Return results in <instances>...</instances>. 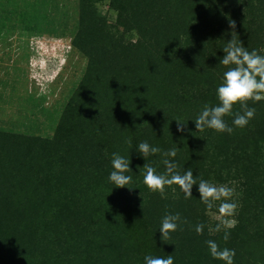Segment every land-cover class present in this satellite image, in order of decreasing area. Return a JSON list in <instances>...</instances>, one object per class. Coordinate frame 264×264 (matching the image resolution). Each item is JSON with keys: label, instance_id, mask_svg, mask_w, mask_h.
Returning <instances> with one entry per match:
<instances>
[{"label": "trees", "instance_id": "1", "mask_svg": "<svg viewBox=\"0 0 264 264\" xmlns=\"http://www.w3.org/2000/svg\"><path fill=\"white\" fill-rule=\"evenodd\" d=\"M77 2L71 45L87 62L52 136L0 132V264H145L146 255L223 264L210 256L209 239L234 249V264H264V101L248 102L256 111L246 127L224 118L232 134L196 132L194 123L205 104H218L230 21L243 46L264 56V0ZM104 2L112 22L97 8ZM141 142L161 153L144 159ZM174 147L176 157L163 156ZM114 152L130 159L133 183L125 188L108 180ZM164 159L181 174L193 171V198L176 185L161 198L143 183V165L163 174ZM200 179L235 191L239 223L227 242L208 231ZM166 213L188 223L162 242Z\"/></svg>", "mask_w": 264, "mask_h": 264}, {"label": "rangeland", "instance_id": "2", "mask_svg": "<svg viewBox=\"0 0 264 264\" xmlns=\"http://www.w3.org/2000/svg\"><path fill=\"white\" fill-rule=\"evenodd\" d=\"M77 4V0H0V132L52 136L87 62L71 45ZM97 8L110 22L114 20L107 2ZM207 215L210 226L218 223L214 215Z\"/></svg>", "mask_w": 264, "mask_h": 264}, {"label": "clouds", "instance_id": "3", "mask_svg": "<svg viewBox=\"0 0 264 264\" xmlns=\"http://www.w3.org/2000/svg\"><path fill=\"white\" fill-rule=\"evenodd\" d=\"M229 28L233 31L230 33L231 39L223 48L224 56L220 60V64L227 67L223 74V83H221L216 95L218 104L215 106L205 104L197 118L195 119L196 132H204L205 129H212L217 133L232 134L233 127H230L225 121L226 116H233V125L243 128L255 117V108H250L248 102L256 103L264 101V56L258 55L256 50L249 52L242 42L238 39L236 22L230 21ZM239 105L240 111H233L234 105ZM177 122V131L186 130V124ZM147 123V122H145ZM144 123V124H145ZM143 125V124H142ZM119 126V125H118ZM125 129H127L125 127ZM154 133V132H153ZM155 134V133H154ZM131 148V139L126 141ZM206 147V146H205ZM138 152L147 159L151 155L161 153L159 147H154L147 142H141L138 145ZM178 152L174 147L166 152L163 156L174 158ZM162 163L165 166L163 174H157L156 169L149 163H145L143 183L152 192H158L161 198H165L166 186L176 185L184 194L185 199L193 198L192 188L197 185V179L193 176V171L189 168L183 174L178 171V164L170 159H164ZM130 159L119 153L114 152L111 158V166L113 171L109 174L108 180L117 188H125L133 183V176L130 167ZM129 190L132 188L127 187ZM175 191V189H173ZM198 193L201 203L205 205L208 214L214 215L218 223L214 227L209 226L210 234L223 232V240L227 242L230 239V229L235 228L239 221L235 219L239 205L232 200L234 189L227 185H215L200 179L198 183ZM217 213H213L212 209L217 205ZM188 221L181 217L179 213L165 214L162 218L159 228L161 241L171 239V234L178 229L183 230L181 225L187 224ZM205 225L199 223L195 226L197 235H202ZM210 256L222 261L223 264H234L235 250L221 248L219 244L212 239L205 241ZM145 264H174L173 255L166 257H154L146 255L144 257Z\"/></svg>", "mask_w": 264, "mask_h": 264}]
</instances>
